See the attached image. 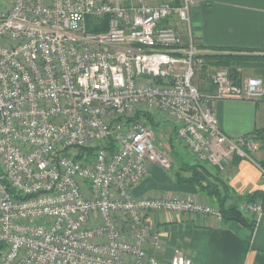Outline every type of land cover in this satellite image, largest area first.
Masks as SVG:
<instances>
[{"label": "built area", "instance_id": "obj_1", "mask_svg": "<svg viewBox=\"0 0 264 264\" xmlns=\"http://www.w3.org/2000/svg\"><path fill=\"white\" fill-rule=\"evenodd\" d=\"M193 0H13L0 11V264L163 263L155 214L224 221L185 197L135 198L150 168L171 171L145 118L172 123L198 163L225 172L256 161L254 133L227 135L221 100L264 99V84L218 70L213 93L195 81L206 62ZM107 30L89 31V25ZM158 142V146L154 143ZM91 148H97L89 155ZM257 222L260 202L242 203Z\"/></svg>", "mask_w": 264, "mask_h": 264}, {"label": "crops", "instance_id": "obj_2", "mask_svg": "<svg viewBox=\"0 0 264 264\" xmlns=\"http://www.w3.org/2000/svg\"><path fill=\"white\" fill-rule=\"evenodd\" d=\"M193 1L191 26L200 53L210 56L218 49L254 51L256 53L249 55L260 57L243 61L238 67L239 78L243 81L255 77L264 84V0ZM202 86H208V90L199 88L201 92L215 91L211 80L206 84L203 81ZM215 114L219 127L232 137L264 129V99L259 102L221 100L216 104ZM164 125L173 131L172 123H164L162 127ZM263 160L264 151L261 150L256 161ZM212 168L237 196L264 191L261 170L250 162L235 160L225 172ZM133 195L137 199L185 197L202 205L218 206L205 194L179 184L173 174L163 172L157 165L150 168L149 176ZM151 222L162 233L164 250L159 259L163 263L169 262L174 251L179 249L193 264H264V253L251 247L249 231L232 222L186 214H155Z\"/></svg>", "mask_w": 264, "mask_h": 264}, {"label": "trees", "instance_id": "obj_3", "mask_svg": "<svg viewBox=\"0 0 264 264\" xmlns=\"http://www.w3.org/2000/svg\"><path fill=\"white\" fill-rule=\"evenodd\" d=\"M92 23L89 25V31L91 32L96 33L107 30L105 20L98 27L93 25ZM214 51L216 53L215 55L204 57L206 58V61L209 63V65L230 69L229 72L231 78L237 84H240L242 82L239 78L240 73L238 71V67L239 65H241V62L260 57L249 55L256 53L249 50L218 49ZM137 118H145L152 124L156 132L159 131L164 124L163 122V124L161 122L156 123L155 119L150 115L137 116ZM254 134L261 142L262 150L264 151V129L256 130ZM174 140H176V131H174V134L169 141L170 148L174 147ZM96 149L97 148L89 149V155L92 156ZM258 163L264 170V160ZM184 165V174H178L177 182L181 185L196 189L198 192L205 194L210 200L217 203L223 213L224 221L232 222L246 228L250 233L249 240L250 242H252L253 234L257 226V221L254 218L244 217L240 213L239 206L242 203L255 202H260L264 206V191H256L247 196H237L233 193L232 189L222 180V178L205 164L196 162L194 164ZM233 218H236L239 221H233Z\"/></svg>", "mask_w": 264, "mask_h": 264}, {"label": "rangeland", "instance_id": "obj_4", "mask_svg": "<svg viewBox=\"0 0 264 264\" xmlns=\"http://www.w3.org/2000/svg\"><path fill=\"white\" fill-rule=\"evenodd\" d=\"M12 1L13 0H0V11L7 10L10 7ZM204 57H206V56H204ZM204 59L208 65L206 66L205 69H202L199 72L198 77L195 81V85L198 86V88H200L201 90H203L202 88L204 87V86H202L203 81L206 84L207 82H209L211 80V85H212V79L218 70H225L228 72L230 70L228 68L209 65V63L206 61V58H204ZM241 63H243V61ZM229 74H230V72H229ZM249 78H255V77H249ZM246 79H248V78H246ZM207 90H208V86L204 87L203 91H207ZM156 123H159V122L156 121ZM173 134H174V129H173V131L170 130L169 128L167 130V126L164 125L159 131L156 132V138H158V141L161 142L160 152L163 155H165V157H167L169 159V161L171 162V165H172L171 171H165L163 169H161V170L167 174H173L174 179H177L178 174H182V173L184 174V167H185L184 164H194L197 161L195 160L194 157H192L188 154L187 150L185 148H183L182 145L177 141V138L173 142L174 147L170 148L169 141H170L171 137L173 136ZM205 165L214 171V169L212 168V166L210 164L206 163ZM216 207L220 209L219 206H216ZM247 218H253V217H247Z\"/></svg>", "mask_w": 264, "mask_h": 264}, {"label": "water", "instance_id": "obj_5", "mask_svg": "<svg viewBox=\"0 0 264 264\" xmlns=\"http://www.w3.org/2000/svg\"><path fill=\"white\" fill-rule=\"evenodd\" d=\"M154 144L158 146V142H155ZM232 220L239 221L236 218H233ZM251 247L254 251L264 253V215L257 222V226L251 242Z\"/></svg>", "mask_w": 264, "mask_h": 264}]
</instances>
